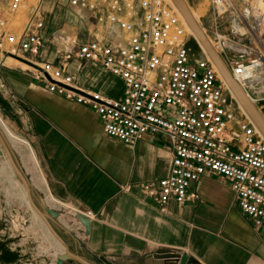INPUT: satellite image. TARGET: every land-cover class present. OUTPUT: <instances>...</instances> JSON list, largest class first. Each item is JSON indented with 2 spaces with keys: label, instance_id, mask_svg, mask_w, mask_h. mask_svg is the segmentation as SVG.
Returning a JSON list of instances; mask_svg holds the SVG:
<instances>
[{
  "label": "built area",
  "instance_id": "built-area-1",
  "mask_svg": "<svg viewBox=\"0 0 264 264\" xmlns=\"http://www.w3.org/2000/svg\"><path fill=\"white\" fill-rule=\"evenodd\" d=\"M46 1L0 0V63L10 64L11 58L24 62L27 67L22 69L47 83L51 92L94 108L110 137L135 144L146 134H165L172 146L170 173L156 186L146 185L162 212H167L172 200L182 203L196 198L191 184L209 172L229 180L241 211L256 226H263L264 135L203 45L188 31L175 5L169 0H54L58 7L88 15L86 22L92 26L81 36L48 32ZM210 2L213 37L208 34L209 38L264 116V39L249 27L238 30V38L222 31V22L237 12L245 24L242 13L234 0ZM248 33L250 41L243 42ZM191 39L197 41L202 56L192 51ZM48 42L57 46L56 63L37 59ZM72 59L98 63L121 78L122 94L115 97L78 86L68 71ZM0 128L34 152L1 111ZM5 156L0 139V185ZM45 197L54 199L60 215L62 210L73 212L77 221L71 228L77 236H85L86 228L77 218L81 210L48 190Z\"/></svg>",
  "mask_w": 264,
  "mask_h": 264
},
{
  "label": "crops",
  "instance_id": "crops-1",
  "mask_svg": "<svg viewBox=\"0 0 264 264\" xmlns=\"http://www.w3.org/2000/svg\"><path fill=\"white\" fill-rule=\"evenodd\" d=\"M190 2L197 9L204 3ZM210 7L202 13L207 24ZM37 59L58 62L56 44L48 42ZM68 71L81 88L115 97L123 92L122 79L98 63L72 59ZM0 111L30 142L34 152L6 133L24 157L29 153L24 165L32 178L23 167L48 206L55 201L45 197L47 190L91 218L89 234L69 240L83 257L96 264H105L101 256L115 264H179L157 253L165 250L187 252L194 264H264V225L241 211L226 178L205 173L191 184L196 198L159 209L146 185L170 173L172 146L165 134H146L135 144L110 137L94 108L51 92L11 63H0Z\"/></svg>",
  "mask_w": 264,
  "mask_h": 264
},
{
  "label": "rangeland",
  "instance_id": "rangeland-1",
  "mask_svg": "<svg viewBox=\"0 0 264 264\" xmlns=\"http://www.w3.org/2000/svg\"><path fill=\"white\" fill-rule=\"evenodd\" d=\"M203 1L204 3L201 4L202 7L200 9H197L195 5L190 2V0H186L189 6L191 5L192 9L197 13L198 19L203 27H205L207 33L211 37H213L210 30L213 23L212 17L211 24H207L202 17V13L205 10L209 9V4L211 6V2L210 0ZM234 1L238 6L239 11L242 13L241 17L243 18V21H245V24L244 22L241 23V21L239 20L240 17H237V15H239L237 12V15H233L228 21L222 22L221 30L229 32L231 36L238 38L240 37L237 33L238 30L244 31L249 27L250 30H254L257 36L264 39V3L259 6L257 4L258 0H253L251 3H245L241 0ZM52 2L53 3L51 9L46 7L48 13L50 14L47 23L48 32L74 31L78 32L81 36H85L87 34L88 28H91L92 23L86 22V20L88 19V15L85 12H81L80 10H76L70 7H58L56 4L54 5V0ZM260 8H262L263 11H261ZM246 9H248L249 11ZM21 17H25L24 12H22ZM69 28L74 29L68 31L67 29ZM250 39L251 34L249 33L248 35H244L242 37L243 42H248L250 41ZM190 45L192 51L197 57L202 56L200 47L195 39H191ZM8 62H12L13 64H15L14 66L20 68L27 67L18 63L12 58ZM11 147L15 151L20 164H23L22 166L25 167L24 158L27 157L26 159H30L28 156L29 153L25 151L26 156L24 157L20 150L14 148L13 145ZM5 170L7 171V174L4 175L3 182L0 185V262L2 264H56V248L54 245V241L47 234V231L43 224L34 217L33 212L29 209L27 204L22 199L19 193V189L12 181L13 178L15 180L16 178L21 179V177L19 176L16 168V176H11V173L9 174V176V171L6 167ZM29 174L31 175V173ZM25 175L29 177L27 173ZM21 181L24 183L22 179ZM33 197L37 205L42 210H45V208L43 209L42 203L44 204V207L48 206L47 202L45 201L46 198L43 197V194L37 188L34 189ZM55 207L51 208L55 209ZM66 211H68V209ZM66 211L62 210L61 215L58 211V221L62 226L59 225V223H52L54 224L56 230L61 234L63 238H65V240H67L70 245L69 240L71 234L76 235L74 229L71 227H74L77 220L73 212L69 213ZM38 215L42 220H44L46 225L51 230V227L49 226L47 220H45V218L39 213ZM70 248L72 251H74L71 245ZM65 264L81 263L75 259H68Z\"/></svg>",
  "mask_w": 264,
  "mask_h": 264
},
{
  "label": "water",
  "instance_id": "water-1",
  "mask_svg": "<svg viewBox=\"0 0 264 264\" xmlns=\"http://www.w3.org/2000/svg\"><path fill=\"white\" fill-rule=\"evenodd\" d=\"M173 1L178 6V8L181 10L183 15L185 16V19H186L188 25L190 26V28L193 30L196 38L199 40V42L202 45L206 46V48L208 49V52H207L208 55L213 60V62L216 64V66L218 67L222 77L228 83V85L230 86L231 90L236 95V97L238 98L240 103L243 105V107L246 108L245 110H247V113L249 114V116L255 121L257 126H258V124H260L261 127L260 126H258V127L264 135V121H263L264 116H263V114L257 108V106L251 101V99L245 93V91L240 86V84L236 81V79L234 78L230 68L228 67L226 61L224 60L223 56L217 51V49L213 48L210 45V43L208 41V37L206 36L204 31L202 30V27L198 24V22L196 21V19L192 15V12L189 9V5L186 2V0H173ZM21 59H23V58H21ZM262 116H263V118H262ZM0 139H1V142L4 146V148H5V151L7 150L10 157H12L13 164L15 165V168H16L19 176L24 181V184L27 188V191L29 193V196H30V199H31L33 205L39 211V213L45 218V220H47L49 226L51 227L53 232L56 234V236L58 238H60L62 240V242L67 247L65 252H63L57 258L56 264H65V262L68 259H75L78 262H80L81 264H96V263L90 261L89 259L83 257L81 254L71 250L70 245L67 242V240H65V238H63L61 236V234L56 230L54 224L52 223V222H55V223H59V225H61L60 222L58 221L59 212L54 208H51L48 206L44 207L43 203H42L43 209L45 208V210H42L37 205V203L35 202L34 197H33V192H34V189L36 187L32 183L30 177L25 175L26 174L25 169L23 168V166L20 164L19 160L17 159V155L15 154V151L11 147L7 137L5 136V134L3 133L1 128H0ZM43 200H44V198H43ZM77 218H79L80 221L82 222V224L85 226L86 234H89L91 218L88 217L84 213L77 214ZM157 253L159 255H161L160 257H162V258H170V259L178 260L179 264H194L193 258L187 252H184L181 254H176L174 252L159 250V251H157ZM100 259L103 262H105V264H115L114 262H112L111 260H109L105 256H101ZM0 264H2V263L0 262Z\"/></svg>",
  "mask_w": 264,
  "mask_h": 264
},
{
  "label": "bare ground",
  "instance_id": "bare-ground-1",
  "mask_svg": "<svg viewBox=\"0 0 264 264\" xmlns=\"http://www.w3.org/2000/svg\"><path fill=\"white\" fill-rule=\"evenodd\" d=\"M169 1H171V2L175 5V7H176V9L179 11V13H180L182 19L187 23V21H186V19H185V16H184L183 13L181 12V10L178 8V6L174 3V1H173V0H169ZM187 3H188V2H187ZM263 3H264V0H258V3H257V4L260 6V5H262ZM188 5H189V4H188ZM189 9L191 10L192 15L194 16V18L196 19V21L198 22V24L202 27V30L204 31V33L206 34V36L208 37V41H209L210 45H211L213 48H215L213 42H211V40H210V38H209V35H208V33H207L205 27H203V25H202L201 22L199 21L198 16H197V13L192 9L191 5L189 6ZM187 27H188V31L194 33L193 30H192V29L190 28V26L188 25V23H187ZM203 47H204V49L206 50V52H208V49L206 48V46L203 45ZM215 49H216V48H215ZM217 51L219 52L218 49H217ZM207 54H208V53H207ZM13 60H15V59H13ZM15 61H17L18 63H20V64H22V65H24V66H27V64H25L24 62H21V61H19V60H15ZM244 108H245V107H244ZM245 109H246V108H245ZM246 111H247V110H246ZM262 118H263V116H262ZM263 121H264V119H263ZM257 123H258V122H257ZM258 126H260V124H258ZM260 127H261V126H260ZM3 132L6 134L5 129H4ZM6 137H7V134H6ZM7 139H8V137H7ZM8 141H9V139H8ZM9 143H10V145H11V142H10V141H9ZM11 146H12V145H11ZM5 167H6L7 170L9 171V172H8V175L11 173V176H16L15 165L13 164L12 157H10L9 153L7 152V150H6V156H5L4 160H3V174H4V175L7 174V171L5 170ZM9 176H10V175H9ZM31 178H32V177H31ZM12 181H13V183L17 186V188L19 189V193H20L22 199H23L24 202L27 204V206L29 207V209L33 212L34 217H35L36 219H38V220L43 224V226L45 227V229H46V231H47V234H48L49 237L54 241V245H55V248H56V251H55V252H56L55 257H56V261H57V258H58L63 252H65V250H66V248H67L66 245L62 242V240H61L60 238H58V237L56 236V234L53 232L52 229H51V230L49 229V227L46 225V223L44 222V220H42V219L40 218V216L38 215L39 211H38V210L35 208V206L33 205L32 201H31V199H30L29 193H28V191H27V188H26L25 184L21 181V179H20V178H16V179L14 180V178H13ZM32 182H33V180H32ZM33 184L35 185L34 182H33ZM35 186H36V185H35ZM36 187H37V186H36ZM37 188H38V187H37ZM39 214H40V213H39ZM40 215H41V214H40ZM70 227H71V226H70Z\"/></svg>",
  "mask_w": 264,
  "mask_h": 264
}]
</instances>
